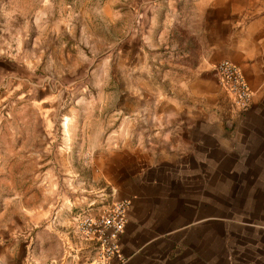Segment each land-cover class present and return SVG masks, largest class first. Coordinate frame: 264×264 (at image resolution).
<instances>
[{
    "label": "crops",
    "instance_id": "crops-1",
    "mask_svg": "<svg viewBox=\"0 0 264 264\" xmlns=\"http://www.w3.org/2000/svg\"><path fill=\"white\" fill-rule=\"evenodd\" d=\"M154 7L163 20L151 21L154 37L140 42L146 101L130 111L139 118L130 119L125 148L92 165L96 183L88 190L74 171L65 190L71 197L61 199L47 228L0 230V264L102 263L97 242L86 239L77 222L84 212L101 213L114 195L131 207L121 259L110 264H264V0H156ZM30 38L31 0H0V63L31 64ZM224 60L240 67L253 91L250 109L233 122L213 72ZM18 74L12 70L6 78ZM79 138L84 142V135L65 142ZM245 150L251 182L228 181L244 168L228 169L229 160L243 159ZM83 151H66L78 158L76 167ZM218 174L220 188L250 187V224L243 217L235 224L213 219Z\"/></svg>",
    "mask_w": 264,
    "mask_h": 264
},
{
    "label": "rangeland",
    "instance_id": "rangeland-1",
    "mask_svg": "<svg viewBox=\"0 0 264 264\" xmlns=\"http://www.w3.org/2000/svg\"><path fill=\"white\" fill-rule=\"evenodd\" d=\"M155 1L31 0V64L0 63V230L47 228L61 199L71 197L65 190L75 181L74 171L88 190L96 183L98 160L125 148L130 119L139 118L130 111L146 101L140 42L154 37L151 21L163 20ZM19 43L22 49L23 39ZM12 70L19 72L13 80L6 78ZM231 105L230 122L246 115H234ZM82 135L84 142H65ZM73 147L84 149L77 167L78 158L66 153ZM250 154L245 150L243 159L229 160L228 169L244 168L228 174V181L251 182ZM214 178L219 188L212 191L213 219L235 224L243 217L250 224V187L227 190L220 188L219 174ZM212 229L219 231V222Z\"/></svg>",
    "mask_w": 264,
    "mask_h": 264
},
{
    "label": "built area",
    "instance_id": "built-area-1",
    "mask_svg": "<svg viewBox=\"0 0 264 264\" xmlns=\"http://www.w3.org/2000/svg\"><path fill=\"white\" fill-rule=\"evenodd\" d=\"M215 77L228 95L232 113L236 116L245 114L251 107L253 91L242 70L231 61L224 60L213 68ZM129 200L113 201L101 213L84 212L78 220V228L86 239L98 244L101 262L91 264H110L113 258L121 259L120 239L128 223Z\"/></svg>",
    "mask_w": 264,
    "mask_h": 264
}]
</instances>
